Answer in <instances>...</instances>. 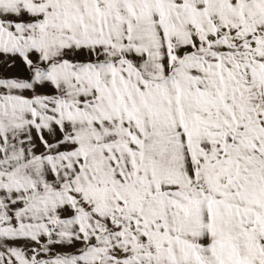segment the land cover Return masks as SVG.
Wrapping results in <instances>:
<instances>
[{
  "label": "snow or ice",
  "instance_id": "1",
  "mask_svg": "<svg viewBox=\"0 0 264 264\" xmlns=\"http://www.w3.org/2000/svg\"><path fill=\"white\" fill-rule=\"evenodd\" d=\"M0 264H264V0H0Z\"/></svg>",
  "mask_w": 264,
  "mask_h": 264
}]
</instances>
